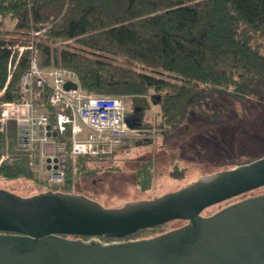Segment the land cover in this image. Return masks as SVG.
I'll return each mask as SVG.
<instances>
[{
  "label": "trees",
  "instance_id": "trees-1",
  "mask_svg": "<svg viewBox=\"0 0 264 264\" xmlns=\"http://www.w3.org/2000/svg\"><path fill=\"white\" fill-rule=\"evenodd\" d=\"M34 34L38 40L29 49ZM19 47L27 48L20 56ZM33 58L41 70L74 72L86 94L131 102L141 117L158 102L162 128L174 131L205 102L264 98V0H0V108L25 100L22 79ZM151 91L160 96L149 98ZM42 92L54 124L58 109L50 105V89ZM6 125L0 126V177L38 180L39 147L29 151L15 121ZM71 137L68 128L56 140L66 141L69 151ZM112 154L77 159L82 171L86 162ZM148 167L141 175L147 177ZM73 176L70 166L64 186L54 192L72 193ZM150 185L148 177L140 181L142 190ZM167 224L121 239L73 238L101 244L152 238L166 233Z\"/></svg>",
  "mask_w": 264,
  "mask_h": 264
},
{
  "label": "water",
  "instance_id": "water-1",
  "mask_svg": "<svg viewBox=\"0 0 264 264\" xmlns=\"http://www.w3.org/2000/svg\"><path fill=\"white\" fill-rule=\"evenodd\" d=\"M262 187L264 156L119 208L78 193L21 196L0 188V264H264V195L202 215ZM176 220L186 224L152 238L111 244L73 238L121 239Z\"/></svg>",
  "mask_w": 264,
  "mask_h": 264
},
{
  "label": "rangeland",
  "instance_id": "rangeland-1",
  "mask_svg": "<svg viewBox=\"0 0 264 264\" xmlns=\"http://www.w3.org/2000/svg\"><path fill=\"white\" fill-rule=\"evenodd\" d=\"M7 24L8 29H12L11 22L7 21ZM11 32L9 30L5 35ZM36 37L35 34L30 35V42L38 40ZM163 77L168 79L167 74ZM150 94L149 98L152 95L160 96L155 91ZM28 99L25 96V100ZM41 101L38 97L37 107L41 112L47 113ZM125 102L126 115L136 112L134 104ZM1 113L2 108L0 116ZM136 114L138 115V111ZM8 122L9 120L6 126ZM162 122L160 105L158 102H151L143 113L142 125L130 128L121 146L108 159L86 162L85 169L81 171L83 164L69 155L67 142L59 140L65 145L66 156L65 166L61 168V180H52L54 172L48 170V164L44 162L49 155L47 152L44 156L39 155V162L34 167L38 180H6L0 177V188L21 196L60 190L65 184L67 169L73 166L72 193L89 196L106 208H119L128 202L150 200L177 191L201 177L232 169L264 156V98L246 99L237 103L229 99L205 102L201 112L189 116L174 131L162 128ZM39 149L40 147L38 151ZM51 150L55 152L53 148ZM59 165L62 166L61 163ZM145 165L151 169L147 174L151 183L148 190H142L140 186V181L147 178L140 172ZM173 172H181L184 176L175 179L171 175ZM261 195H264V187L211 206L202 215L211 216L236 202ZM184 224V221H172L162 231H171ZM160 231L149 236L157 235Z\"/></svg>",
  "mask_w": 264,
  "mask_h": 264
},
{
  "label": "built area",
  "instance_id": "built-area-1",
  "mask_svg": "<svg viewBox=\"0 0 264 264\" xmlns=\"http://www.w3.org/2000/svg\"><path fill=\"white\" fill-rule=\"evenodd\" d=\"M31 43L29 49L34 48V42ZM25 49L18 48L19 56ZM69 81L76 83L78 88L66 90L64 85ZM44 87L50 89V105L58 109L54 124L50 122L49 113H43L37 107L38 97H43ZM22 89L29 99L19 104H4L1 107L0 126L8 120L15 121L22 130L26 148L32 152L37 146L40 147V156L47 154V146L54 149L55 152L44 159L48 170L54 172L51 176L53 181L61 180V168L66 163L65 145L57 141L53 133L58 137L70 128L72 137L68 152L72 158L77 159L112 154L129 132L123 99L86 94L80 87L77 75L70 70H41L33 58L30 72L22 79Z\"/></svg>",
  "mask_w": 264,
  "mask_h": 264
},
{
  "label": "flooded vegetation",
  "instance_id": "flooded-vegetation-1",
  "mask_svg": "<svg viewBox=\"0 0 264 264\" xmlns=\"http://www.w3.org/2000/svg\"><path fill=\"white\" fill-rule=\"evenodd\" d=\"M137 113V112H136ZM139 113V111H138ZM128 118V124L132 126L139 127L142 125V117L133 113V114H127L126 119Z\"/></svg>",
  "mask_w": 264,
  "mask_h": 264
},
{
  "label": "crops",
  "instance_id": "crops-1",
  "mask_svg": "<svg viewBox=\"0 0 264 264\" xmlns=\"http://www.w3.org/2000/svg\"><path fill=\"white\" fill-rule=\"evenodd\" d=\"M52 148H50V147H48L47 146V148H46V150H47V152L49 153V154H51L52 153V150H51Z\"/></svg>",
  "mask_w": 264,
  "mask_h": 264
},
{
  "label": "bare ground",
  "instance_id": "bare-ground-1",
  "mask_svg": "<svg viewBox=\"0 0 264 264\" xmlns=\"http://www.w3.org/2000/svg\"><path fill=\"white\" fill-rule=\"evenodd\" d=\"M44 110V109H43Z\"/></svg>",
  "mask_w": 264,
  "mask_h": 264
}]
</instances>
